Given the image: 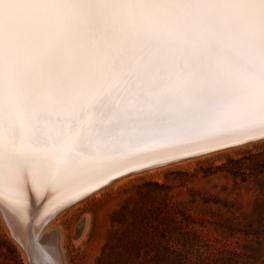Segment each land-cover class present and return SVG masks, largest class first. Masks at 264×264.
I'll list each match as a JSON object with an SVG mask.
<instances>
[{
  "label": "snow or ice",
  "instance_id": "6c2138e0",
  "mask_svg": "<svg viewBox=\"0 0 264 264\" xmlns=\"http://www.w3.org/2000/svg\"><path fill=\"white\" fill-rule=\"evenodd\" d=\"M257 141L264 0H0V212L28 264H65L43 229L117 180ZM171 231L143 224L149 264Z\"/></svg>",
  "mask_w": 264,
  "mask_h": 264
},
{
  "label": "rangeland",
  "instance_id": "374dc122",
  "mask_svg": "<svg viewBox=\"0 0 264 264\" xmlns=\"http://www.w3.org/2000/svg\"><path fill=\"white\" fill-rule=\"evenodd\" d=\"M182 161L117 180L53 219L66 264H149L155 253L136 241L157 220L172 228L168 264H264V141ZM145 181L161 187H139ZM0 218V264H28Z\"/></svg>",
  "mask_w": 264,
  "mask_h": 264
},
{
  "label": "bare ground",
  "instance_id": "6f19581e",
  "mask_svg": "<svg viewBox=\"0 0 264 264\" xmlns=\"http://www.w3.org/2000/svg\"><path fill=\"white\" fill-rule=\"evenodd\" d=\"M209 154H211V153H209ZM214 154V153H213ZM203 157V156H202ZM184 161V160H183ZM182 161V162H183ZM180 162V161H179ZM169 165V164H168ZM155 169V168H154ZM152 171V170H151ZM125 179V178H124ZM106 189V188H105ZM81 203V202H80ZM79 204V203H78ZM1 213H3V212H1ZM63 213V212H62ZM61 213V214H62ZM3 216H4V214H3ZM58 217H60V215H58L57 216V218ZM84 218V223H83V231H82V233H80V235H79V237L81 236V235H83V233L85 232V231H87L86 229L88 228V225H89V220H90V218H89V215L88 214H86V215H84L83 216ZM3 218V217H2ZM5 218V217H4ZM0 220H1V218H0ZM5 221H7V220H5ZM52 221V220H51ZM51 221L47 224V226L43 229V233H49V232H51V231H53V230H55L56 229V227L54 226V225H52V223H51ZM7 223L9 224V222L7 221ZM50 223H51V225H50ZM54 227H55V229H54ZM78 227V226H77ZM12 232H13V230H12ZM86 233V232H85ZM84 233V234H85ZM16 238V237H15ZM78 239V238H77ZM20 243V242H19ZM59 246H60V250H61V252L63 253V256H64V260H65V250H64V248L61 246V244H60V242H59ZM23 249V248H22ZM25 250V249H24ZM65 264H66V261H65Z\"/></svg>",
  "mask_w": 264,
  "mask_h": 264
},
{
  "label": "water",
  "instance_id": "95a60500",
  "mask_svg": "<svg viewBox=\"0 0 264 264\" xmlns=\"http://www.w3.org/2000/svg\"><path fill=\"white\" fill-rule=\"evenodd\" d=\"M81 221H83L84 222V219L82 218L81 220H80V222H79V224H78V226L81 224ZM77 231H78V227H77ZM80 235V234H79ZM78 235V236H79ZM76 236H77V233H76Z\"/></svg>",
  "mask_w": 264,
  "mask_h": 264
}]
</instances>
